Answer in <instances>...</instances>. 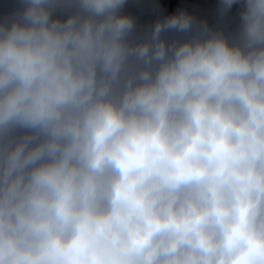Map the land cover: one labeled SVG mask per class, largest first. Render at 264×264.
<instances>
[{
    "label": "clouds",
    "instance_id": "9594fccd",
    "mask_svg": "<svg viewBox=\"0 0 264 264\" xmlns=\"http://www.w3.org/2000/svg\"><path fill=\"white\" fill-rule=\"evenodd\" d=\"M0 264H264V0H0Z\"/></svg>",
    "mask_w": 264,
    "mask_h": 264
}]
</instances>
